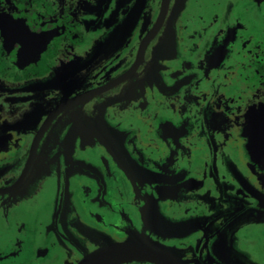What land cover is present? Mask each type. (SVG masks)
<instances>
[{
	"label": "flooded vegetation",
	"instance_id": "flooded-vegetation-1",
	"mask_svg": "<svg viewBox=\"0 0 264 264\" xmlns=\"http://www.w3.org/2000/svg\"><path fill=\"white\" fill-rule=\"evenodd\" d=\"M261 109L264 0H0V264H264Z\"/></svg>",
	"mask_w": 264,
	"mask_h": 264
},
{
	"label": "water",
	"instance_id": "water-1",
	"mask_svg": "<svg viewBox=\"0 0 264 264\" xmlns=\"http://www.w3.org/2000/svg\"><path fill=\"white\" fill-rule=\"evenodd\" d=\"M248 132L253 147L264 149V110H258L251 118ZM165 262L166 253L159 247L143 243H118L106 246L84 258L79 264H120L133 260Z\"/></svg>",
	"mask_w": 264,
	"mask_h": 264
}]
</instances>
